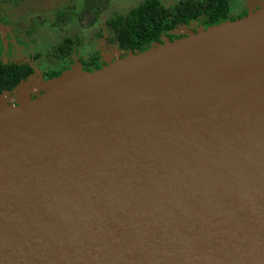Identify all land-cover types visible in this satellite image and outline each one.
Returning <instances> with one entry per match:
<instances>
[{"label":"water","instance_id":"1","mask_svg":"<svg viewBox=\"0 0 264 264\" xmlns=\"http://www.w3.org/2000/svg\"><path fill=\"white\" fill-rule=\"evenodd\" d=\"M259 1L0 93V264H264Z\"/></svg>","mask_w":264,"mask_h":264},{"label":"trees","instance_id":"2","mask_svg":"<svg viewBox=\"0 0 264 264\" xmlns=\"http://www.w3.org/2000/svg\"><path fill=\"white\" fill-rule=\"evenodd\" d=\"M28 0H0V4L10 7H21ZM35 5H40L39 0H30ZM112 0H63L60 10V24L62 21H69L72 12L64 7H69L70 11L79 13L78 18L84 27L92 29L100 23V15L106 11ZM233 0H179L175 4H166L161 0H145L137 7L128 11L127 14L112 15L107 21V26L115 34L114 40L118 46L127 50H143L150 45L152 40L160 41V35L172 30L176 25L200 21L203 25H211L227 18L235 19L241 16L230 15L231 3ZM29 4V3H28ZM57 5V4H56ZM57 6L51 7L55 12ZM41 9L40 7L30 8L26 11L22 8V13ZM8 15L7 12L1 9ZM48 11V12H49ZM56 14V12H55ZM63 52L65 49L63 48ZM97 59V58H96ZM95 59L92 61L95 63ZM91 71V69H89ZM32 73V68L26 64L3 63L0 61V93L11 90L20 81L26 79ZM59 72H54L57 75Z\"/></svg>","mask_w":264,"mask_h":264},{"label":"flooded vegetation","instance_id":"3","mask_svg":"<svg viewBox=\"0 0 264 264\" xmlns=\"http://www.w3.org/2000/svg\"><path fill=\"white\" fill-rule=\"evenodd\" d=\"M163 3V0H161ZM234 1L238 0H233ZM178 2V1H177ZM168 4V3H166ZM61 6L56 7L55 12L49 11L44 12L41 9H34L32 11H27V13L23 12L20 15L14 16V14H6L4 12L5 18L0 19V27H3L2 30L0 29V61L3 63H16L19 65H28L32 68V74L35 72V65L36 63L39 64V60L43 57H47L50 61L53 62V58L56 61V65L60 64V67L58 70H55L54 65L52 66L50 62H48L43 67V71L41 75H44L47 78H52L57 75H59L61 72L69 69L71 63H76V58H79L80 62L79 65L82 67V69L89 71V69L94 70L100 68L101 64L104 62V53L102 51H97L98 48L94 47V51L92 55H86V57L81 54L82 46L84 41H81L78 39V35H88V33H94L96 30L95 28L99 25H102V23H105L103 26H107V21L111 18V16L107 17L109 18L107 21L103 22V13L100 15V23L98 26H95L92 29H88V27H84V25L80 22L78 15L79 13L70 11L69 7H64L71 14V18L69 21H62V24H60V10ZM231 15V14H230ZM243 14H239L237 16H242ZM16 18V19H15ZM2 20V21H1ZM28 23V24H27ZM190 23V22H189ZM188 24V23H181L179 25ZM176 25L173 29H175ZM172 29V30H173ZM108 30L111 31V35L109 37V40L112 45H114L115 53L114 55H118L119 57H123L126 54L127 49H122L118 46V43L114 40L115 34L113 33L112 29L108 27ZM170 31H167L161 36H166L168 38H178L174 37L173 33ZM58 34V37H61V40L58 42L55 52L53 55L48 56L43 54L41 51L37 50L36 48L40 46V39H49L51 36H56ZM101 36L103 38H106L107 35L105 31L102 30ZM183 36V33L181 34ZM155 41V40H152ZM151 41V42H152ZM150 42V43H151ZM63 48L65 51L63 52ZM33 49V52H31L32 55L30 61L29 59H25L23 56V53H25L27 50ZM130 50V49H129ZM25 51V52H24ZM132 51V50H131ZM135 51V49L133 50ZM96 52V53H95ZM75 55H79L78 57H75ZM97 58V59H96ZM96 60L95 63H93V60ZM55 63V62H53ZM59 72L57 75H53L54 72ZM28 75L26 79L30 76ZM25 80V79H24ZM17 85V84H16ZM15 85V86H16ZM15 86L8 91V94L13 96V89ZM34 90V88H33ZM36 90V89H35ZM2 93V92H1ZM33 96V94H32ZM15 98H12V100L8 101V103H15Z\"/></svg>","mask_w":264,"mask_h":264},{"label":"rangeland","instance_id":"4","mask_svg":"<svg viewBox=\"0 0 264 264\" xmlns=\"http://www.w3.org/2000/svg\"><path fill=\"white\" fill-rule=\"evenodd\" d=\"M40 1V5L41 8L44 12H48L49 10H51V7L57 6L58 4L61 6L63 4V0H39ZM145 0H112L108 9L103 13V22L107 21L109 18V16L112 15H116V14H121V15H125L128 13V11H130L131 9L137 7L139 4H141L142 2H144ZM164 2L168 3V4H175L177 1L179 0H163ZM259 0H238V1H234L233 3H231V9H230V14L232 16H237L239 14H245L248 10L257 7V5L259 4ZM29 3V4H28ZM57 4V5H56ZM40 5H35V2L32 1V3L30 2V0H28L27 2H25L23 4V6L21 7V5H19L17 8H13L10 7L6 4H0V19H4L5 15L2 14L1 9H5L7 10V12H10V10H12V12L10 14H14V16L16 15H20L22 12L21 11H26V9L28 7L35 8L40 7ZM21 8L23 10H21ZM5 12V11H3ZM6 19V18H5ZM16 19V18H15ZM2 21V20H1ZM28 24V23H27ZM105 23H102V25H104ZM99 25L98 27L95 28V32L94 33H88V35H82L79 34L77 37L79 40L84 41L83 46H82V51L81 54H83L85 57L86 55H92L93 51H94V47L98 48V51H102V53L104 54H109V53H115L114 45L111 44L109 37L111 35V31L108 30V27ZM185 24H183L182 26L179 25L176 27L175 31H179V30H183V26ZM187 27L191 30L196 29L198 26L203 24L200 21H192L188 24H186ZM205 26V25H204ZM186 27V28H187ZM185 29V28H184ZM105 31L107 37L103 38L101 35V32ZM173 36L175 37H180V34H174ZM61 40V37H58V34L56 36H51L48 40L44 39L41 40L40 39V46H38L36 49L41 51L43 54L51 56L53 55V53L55 52V49L58 42ZM25 52V51H24ZM34 53L33 49H29L27 50L25 53H23V56L25 57V59H29L30 61H32L31 59V54ZM96 53V52H95ZM79 55H75V57H78ZM50 62V64L53 66L54 65V69L58 70L60 67V64L56 65V61L53 58V63L52 61H50L47 57H43L39 60V64L36 63L35 67V72L34 74L30 75L27 79L24 80V82L29 83L31 85H39V83L43 80H47L50 78L45 77L42 74L43 71V67H46L45 65ZM80 60L79 58H76V63L70 65L69 69L71 70V68L74 65H79ZM29 90V89H28ZM7 96L11 97L10 94H7ZM14 98V97H13Z\"/></svg>","mask_w":264,"mask_h":264},{"label":"bare ground","instance_id":"5","mask_svg":"<svg viewBox=\"0 0 264 264\" xmlns=\"http://www.w3.org/2000/svg\"><path fill=\"white\" fill-rule=\"evenodd\" d=\"M4 99L6 100L5 96H0V104H3L5 102Z\"/></svg>","mask_w":264,"mask_h":264}]
</instances>
